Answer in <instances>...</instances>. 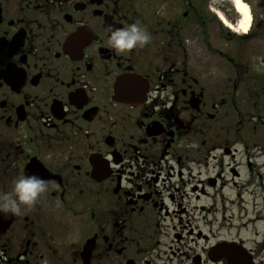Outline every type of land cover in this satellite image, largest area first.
<instances>
[{"label":"flooded vegetation","instance_id":"1","mask_svg":"<svg viewBox=\"0 0 264 264\" xmlns=\"http://www.w3.org/2000/svg\"><path fill=\"white\" fill-rule=\"evenodd\" d=\"M0 0V264H264V0ZM139 22L128 53L110 28Z\"/></svg>","mask_w":264,"mask_h":264},{"label":"clouds","instance_id":"2","mask_svg":"<svg viewBox=\"0 0 264 264\" xmlns=\"http://www.w3.org/2000/svg\"><path fill=\"white\" fill-rule=\"evenodd\" d=\"M151 41L148 30L139 22L122 28H110L109 45L117 54L144 47ZM48 189V182L36 175H20L13 182L11 192L0 194V214H19L21 206L30 208Z\"/></svg>","mask_w":264,"mask_h":264},{"label":"bare ground","instance_id":"3","mask_svg":"<svg viewBox=\"0 0 264 264\" xmlns=\"http://www.w3.org/2000/svg\"><path fill=\"white\" fill-rule=\"evenodd\" d=\"M233 5L235 6V9L237 13L241 16L242 20L239 24V30L242 33H245L250 25V14H249V9L246 4H244L241 0H230Z\"/></svg>","mask_w":264,"mask_h":264},{"label":"rangeland","instance_id":"4","mask_svg":"<svg viewBox=\"0 0 264 264\" xmlns=\"http://www.w3.org/2000/svg\"><path fill=\"white\" fill-rule=\"evenodd\" d=\"M229 2H231L230 0H228ZM248 1H252V0H248ZM244 4H246V3H244ZM247 5V4H246Z\"/></svg>","mask_w":264,"mask_h":264}]
</instances>
